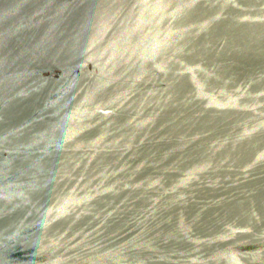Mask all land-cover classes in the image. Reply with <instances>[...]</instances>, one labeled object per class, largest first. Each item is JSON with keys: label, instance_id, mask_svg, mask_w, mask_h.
Masks as SVG:
<instances>
[{"label": "water", "instance_id": "obj_1", "mask_svg": "<svg viewBox=\"0 0 264 264\" xmlns=\"http://www.w3.org/2000/svg\"><path fill=\"white\" fill-rule=\"evenodd\" d=\"M0 264H264V0H0Z\"/></svg>", "mask_w": 264, "mask_h": 264}]
</instances>
